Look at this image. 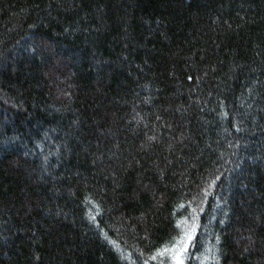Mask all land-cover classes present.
<instances>
[{
	"label": "trees",
	"instance_id": "1",
	"mask_svg": "<svg viewBox=\"0 0 264 264\" xmlns=\"http://www.w3.org/2000/svg\"><path fill=\"white\" fill-rule=\"evenodd\" d=\"M264 264V0H0V264Z\"/></svg>",
	"mask_w": 264,
	"mask_h": 264
},
{
	"label": "rangeland",
	"instance_id": "2",
	"mask_svg": "<svg viewBox=\"0 0 264 264\" xmlns=\"http://www.w3.org/2000/svg\"><path fill=\"white\" fill-rule=\"evenodd\" d=\"M175 264H183V257H182L181 253H180V255H178V257H176V263Z\"/></svg>",
	"mask_w": 264,
	"mask_h": 264
}]
</instances>
